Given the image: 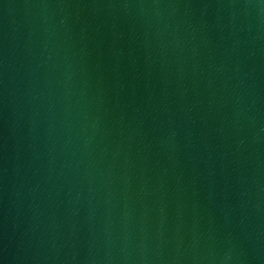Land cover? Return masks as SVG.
Masks as SVG:
<instances>
[{"label": "water", "instance_id": "water-1", "mask_svg": "<svg viewBox=\"0 0 264 264\" xmlns=\"http://www.w3.org/2000/svg\"><path fill=\"white\" fill-rule=\"evenodd\" d=\"M0 264H264V0H0Z\"/></svg>", "mask_w": 264, "mask_h": 264}]
</instances>
